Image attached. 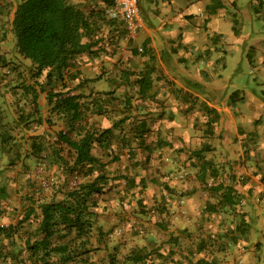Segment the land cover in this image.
Wrapping results in <instances>:
<instances>
[{
	"label": "rangeland",
	"instance_id": "rangeland-1",
	"mask_svg": "<svg viewBox=\"0 0 264 264\" xmlns=\"http://www.w3.org/2000/svg\"><path fill=\"white\" fill-rule=\"evenodd\" d=\"M21 1L0 0V132L8 139V145L3 148L7 154L0 151V187L4 191L0 194V227L15 225L22 218L23 211L32 205L29 196H34L36 203L38 199L60 200L64 191L82 181L81 177L66 171L65 164H51L45 159L63 128L62 122L49 114L45 92L50 88L60 89L62 81L52 80L46 85L44 73L37 78L44 92L38 93L39 111H35L29 93L22 89V85L34 82L35 71L17 52L11 33L13 12ZM258 24L263 34L264 22ZM113 60L103 67L105 71H98L99 77L112 76L123 86L121 94H127L130 89L126 88L125 74L120 75L131 73L126 67V57L120 54ZM87 81L83 77L66 84L74 94L87 97L93 90ZM253 105L256 111V103ZM253 105L247 112L249 116L254 113ZM104 111L88 115L89 124L100 128L104 119L110 121ZM197 112L198 117L203 114L201 110ZM37 116L42 119L41 124L35 121ZM131 117L126 127L139 126V122L149 126L138 119V113ZM218 126H211L213 131L208 133L200 122L196 132L184 136L183 146L176 153L160 147L154 149L151 144L149 147V133L144 136L145 142L138 145L131 136H117L114 131L108 148L95 146L92 154L104 165L100 169L95 166L96 169L112 178L111 191L93 198L97 225L102 227L105 237L104 240L98 237L96 225L91 235L82 240V255L69 264H106L107 254L112 249L120 262L129 252L143 250L153 264H258L256 259L262 245L258 243V235L264 233V215L262 218L258 215V206L264 200V184H258L259 179L264 181V164L258 166V133L241 139L237 135L228 136ZM33 137L45 147V152L41 158L26 159L32 150L29 142ZM206 140L213 149L206 157L211 159L219 176L213 181L205 178L201 183L195 178V166L199 162L190 152ZM168 156L170 162L165 165L164 159ZM64 157L68 165H72V156L64 152ZM11 159L13 164L8 165ZM97 172L95 170L94 175ZM214 181L232 184L236 191L234 205L216 203L219 196L209 189ZM38 221L35 210L30 219L17 228V234L8 238L0 236V264H32L25 240L37 237ZM260 221L262 230L258 233ZM240 222H244V226H240ZM231 233L238 234L234 235L237 237L234 243ZM201 241L203 243L199 244ZM157 251L164 257L158 258ZM261 251L264 262V250ZM82 258L84 261L80 262ZM50 262L59 264L57 257H52Z\"/></svg>",
	"mask_w": 264,
	"mask_h": 264
},
{
	"label": "trees",
	"instance_id": "trees-1",
	"mask_svg": "<svg viewBox=\"0 0 264 264\" xmlns=\"http://www.w3.org/2000/svg\"><path fill=\"white\" fill-rule=\"evenodd\" d=\"M94 11L103 18V7L94 9ZM90 13L85 14L78 7L71 4L69 0H23L17 4L11 20V33L15 39L17 52L30 63L35 71L33 73L34 82L31 85H22L24 92L29 93L35 111H39L37 106L38 93L40 91L44 92L42 83L38 82L37 78L44 73L46 85H49L52 80L62 81L60 89L50 88L45 92L49 114L53 115L56 120L61 121L63 127L57 133L55 145H52L50 151L45 154V159L51 164H65L66 171L75 177L82 178L81 182H75L72 188L64 191L63 198L60 200L38 199V203H36L37 200L34 196H29L32 205L23 211L22 218L15 225L0 227V236L11 237L18 233L17 228L24 225V222L28 221L37 210V218H39L35 230L37 237L25 240L32 264H51L50 259L52 257H57L59 264H69L84 252L81 245L82 240L88 238L97 225L98 213L94 211L96 203L93 198L112 189L110 184L112 178H108L99 170L104 165L92 154V149L95 146L108 148L114 139V131L117 132V136L120 134L121 137L125 134L131 136L130 139L133 142L136 141L138 145L145 142L144 136L148 133L150 137V129H148L150 127L143 124V122H139V126H125L133 118L131 117L133 113H138V119H142L144 123L146 121L148 124V121L144 118V112L148 108V100L146 99L149 97L148 91L151 88L149 72L143 70L137 74L122 72L120 75L125 74V85L130 90L127 94L124 92L119 96H115V91L97 93L93 88L86 97L74 94L67 88L66 83L75 81L77 78V75L70 70L75 59L84 53L94 56L97 50L93 48L97 45V41L102 40L98 36L100 24L98 25L92 19ZM93 17H98V14ZM114 29L116 34L112 37H108L109 34H107V41L104 42L113 43L115 37L119 39L124 36L125 30L121 24L117 23ZM134 86L137 88V103L133 100L132 87ZM35 87H39V89L37 90ZM112 100L116 103H111ZM196 107L193 103L186 105L183 108V117H190L191 112ZM136 108H142L143 110L138 111ZM108 109L114 113L115 119L108 115ZM103 110H106L104 114L107 113V118L111 122L104 119L100 128L89 124L88 115L101 114ZM35 121L38 124L42 123L40 116H37ZM46 121H49V119L47 118ZM187 121L185 124H188ZM200 122L204 123L208 133H211L213 131L211 126L217 123V116L214 114L212 118L206 117L202 120L198 119L197 116L195 122H190L192 129H195ZM157 124L158 121L156 120L154 126ZM159 136L160 134L154 136L155 138H151V141L149 140V147L154 145V149L160 147L162 150L171 151V142L168 138ZM166 141L170 143L168 144ZM29 143L32 150L26 159L32 156L41 158L42 152H45V147L35 137ZM7 145L8 139L5 133L0 132V151L5 155L7 150H3V148ZM180 148L182 147L172 151L176 153ZM212 150L204 142L201 147L190 152V156L199 162L195 166L197 168L195 178L201 183L204 182L205 178L213 181L219 176V172L213 166L211 159L206 157ZM64 152L72 156V165H68ZM164 160L166 161L164 164L169 165V156ZM13 161L12 159L9 160L8 165L13 164ZM95 166H98L99 169H96ZM95 170L98 172L94 175ZM212 183L209 189L219 196L218 198L216 196V203H223L228 206L236 203L234 197L236 191L231 186L232 184L224 185L215 181ZM2 193H4L3 187H0V194ZM244 224V222L239 223L240 226H244ZM95 229L98 237L104 240L105 233H103L102 227L97 225ZM240 232L241 230L238 234ZM238 234H230L233 243L237 238L234 235L238 236ZM201 243L203 242L201 241L199 244ZM259 252L263 255L261 250ZM260 253L258 254L260 255ZM157 256L158 258L164 257L158 251ZM149 257L143 250H135L129 252L124 257V261L120 262L112 249L107 254L106 264H124L125 262L129 264H153ZM82 259L80 262L84 261V258ZM148 260H150V263H147ZM199 261L201 260H197V262Z\"/></svg>",
	"mask_w": 264,
	"mask_h": 264
},
{
	"label": "crops",
	"instance_id": "crops-1",
	"mask_svg": "<svg viewBox=\"0 0 264 264\" xmlns=\"http://www.w3.org/2000/svg\"><path fill=\"white\" fill-rule=\"evenodd\" d=\"M69 2L85 14L91 12L100 24L98 36L102 39L93 48L97 50L94 56H78L70 70L77 78L88 80L97 93L115 91V96L121 94L123 86L119 87L112 76L99 77L98 73L106 70L103 67L114 61V56L124 55L134 74L149 72L151 88L144 118L150 139L160 134L168 138L172 150H177L185 135L197 131L190 122H195L201 110L198 119L215 114L216 124L228 136L242 139L258 133V166L264 164V30L260 34L258 24L264 22V0H139L142 27L137 36L132 40L115 37L109 44L104 41L116 34V24L94 11L109 0ZM132 92L137 103L136 86ZM192 103L196 109L184 118L183 108ZM251 105L254 113L249 116ZM108 112L114 118V113ZM258 184L263 186L264 181L259 179ZM258 215H264V200ZM261 226L260 221L258 233ZM262 232L258 235L260 250H264ZM258 264H264L261 253Z\"/></svg>",
	"mask_w": 264,
	"mask_h": 264
},
{
	"label": "built area",
	"instance_id": "built-area-1",
	"mask_svg": "<svg viewBox=\"0 0 264 264\" xmlns=\"http://www.w3.org/2000/svg\"><path fill=\"white\" fill-rule=\"evenodd\" d=\"M102 14L107 21L121 24L127 39H134L142 27L139 0H109Z\"/></svg>",
	"mask_w": 264,
	"mask_h": 264
}]
</instances>
